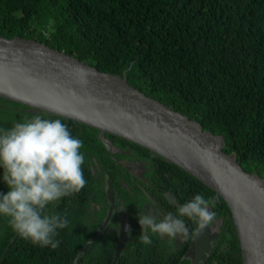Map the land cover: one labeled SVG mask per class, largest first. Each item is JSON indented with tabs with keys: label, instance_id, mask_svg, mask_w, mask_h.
Masks as SVG:
<instances>
[{
	"label": "trees",
	"instance_id": "trees-1",
	"mask_svg": "<svg viewBox=\"0 0 264 264\" xmlns=\"http://www.w3.org/2000/svg\"><path fill=\"white\" fill-rule=\"evenodd\" d=\"M0 35L42 41L126 81L222 138L223 150L242 169L264 178V0H0ZM59 119L83 141L85 187L57 200L48 214L69 226L57 229L59 246L22 239L0 216V264H190V238L140 242V214L160 221L194 195L213 201L220 228L205 264H242L230 210L215 190L180 166L109 132L0 96V129L30 120ZM108 142V144L106 143ZM124 159H136L134 172ZM0 169V195L9 191ZM112 184L115 206L104 224ZM178 205L168 203L164 192ZM127 241L114 260L122 216ZM212 223V224H213ZM211 224V225H212ZM85 254L75 261L82 247ZM11 246L9 247V245Z\"/></svg>",
	"mask_w": 264,
	"mask_h": 264
},
{
	"label": "water",
	"instance_id": "water-1",
	"mask_svg": "<svg viewBox=\"0 0 264 264\" xmlns=\"http://www.w3.org/2000/svg\"><path fill=\"white\" fill-rule=\"evenodd\" d=\"M0 96L94 126L161 155L212 187L226 202L234 223L242 264H264V178L245 171L223 150L222 138L182 113L130 85L125 77L98 70L42 41L0 35ZM108 144V142H106ZM125 165H134L124 159ZM178 205L174 194L164 192ZM104 224L115 206L112 184ZM172 214L166 211L164 217ZM209 226V225H208ZM196 229L190 264H205L217 236ZM122 216L114 260L127 241ZM187 238L176 236L174 245ZM11 244L9 245V247ZM89 247L79 251L78 262Z\"/></svg>",
	"mask_w": 264,
	"mask_h": 264
},
{
	"label": "clouds",
	"instance_id": "clouds-1",
	"mask_svg": "<svg viewBox=\"0 0 264 264\" xmlns=\"http://www.w3.org/2000/svg\"><path fill=\"white\" fill-rule=\"evenodd\" d=\"M83 146V141L73 137L59 119L34 116L10 129H0V169L9 188L0 195V216L9 218L10 227L22 239L40 247L59 246L57 229L67 228L69 221L46 210L60 198L85 187ZM212 204L211 198L196 194L178 207L176 215L169 214L163 220L140 214V242L151 245L153 234L190 238L184 218L203 229L216 218V213L209 211Z\"/></svg>",
	"mask_w": 264,
	"mask_h": 264
},
{
	"label": "flooded vegetation",
	"instance_id": "flooded-vegetation-1",
	"mask_svg": "<svg viewBox=\"0 0 264 264\" xmlns=\"http://www.w3.org/2000/svg\"><path fill=\"white\" fill-rule=\"evenodd\" d=\"M128 160H131L132 161V163H136L135 164V166H137V168L140 166V162L139 161H137L136 159H128ZM134 165H132V167H133V170L135 171L136 169H134V168H136ZM166 211H170V212H172L171 210H169V208L168 207H163V211H162V213L160 214V220H163V218H164V214H165V212ZM173 213V212H172ZM174 214V213H173ZM210 226H212V225H210ZM218 235V232H209V236H217ZM171 242H172V244L174 245V242H173V239H171ZM190 242H191V239H190ZM178 245H181V244H178ZM178 245H174V246H178ZM184 257H188V258H190V260L192 259V250L190 249V243H189V246H188V248H187V250L185 251V253H184Z\"/></svg>",
	"mask_w": 264,
	"mask_h": 264
},
{
	"label": "rangeland",
	"instance_id": "rangeland-1",
	"mask_svg": "<svg viewBox=\"0 0 264 264\" xmlns=\"http://www.w3.org/2000/svg\"><path fill=\"white\" fill-rule=\"evenodd\" d=\"M136 168H134V169H136L134 172H138L139 170H140V166L137 168V166H135ZM219 228H220V220H216L215 221V223H213L212 224V226H208V229H209V232H218L219 231Z\"/></svg>",
	"mask_w": 264,
	"mask_h": 264
}]
</instances>
